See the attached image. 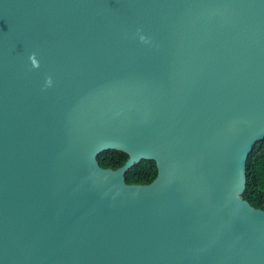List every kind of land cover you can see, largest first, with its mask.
<instances>
[{"label": "water", "instance_id": "water-1", "mask_svg": "<svg viewBox=\"0 0 264 264\" xmlns=\"http://www.w3.org/2000/svg\"><path fill=\"white\" fill-rule=\"evenodd\" d=\"M263 138L264 0H0V264H264Z\"/></svg>", "mask_w": 264, "mask_h": 264}, {"label": "trees", "instance_id": "trees-1", "mask_svg": "<svg viewBox=\"0 0 264 264\" xmlns=\"http://www.w3.org/2000/svg\"><path fill=\"white\" fill-rule=\"evenodd\" d=\"M128 155L119 150H107L97 156L100 166L116 169L124 164ZM157 173L153 160L142 159L125 172L130 184H147ZM252 206L264 210V138L257 141L246 160V186L242 193Z\"/></svg>", "mask_w": 264, "mask_h": 264}]
</instances>
